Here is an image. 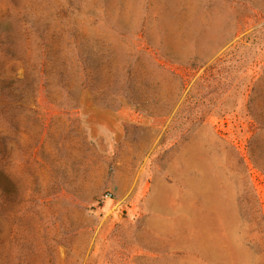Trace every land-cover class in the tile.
<instances>
[{
    "label": "rangeland",
    "instance_id": "obj_1",
    "mask_svg": "<svg viewBox=\"0 0 264 264\" xmlns=\"http://www.w3.org/2000/svg\"><path fill=\"white\" fill-rule=\"evenodd\" d=\"M263 67L264 0H0V264H264Z\"/></svg>",
    "mask_w": 264,
    "mask_h": 264
},
{
    "label": "trees",
    "instance_id": "obj_2",
    "mask_svg": "<svg viewBox=\"0 0 264 264\" xmlns=\"http://www.w3.org/2000/svg\"><path fill=\"white\" fill-rule=\"evenodd\" d=\"M261 82L255 90L257 94L260 95L261 99L254 102L251 105V101L248 105V110L250 113L251 121L256 123L258 137L255 140H250L249 142V154L253 164L259 170L264 172V67L262 71ZM256 142V143H255Z\"/></svg>",
    "mask_w": 264,
    "mask_h": 264
},
{
    "label": "built area",
    "instance_id": "obj_3",
    "mask_svg": "<svg viewBox=\"0 0 264 264\" xmlns=\"http://www.w3.org/2000/svg\"><path fill=\"white\" fill-rule=\"evenodd\" d=\"M108 197V196H107Z\"/></svg>",
    "mask_w": 264,
    "mask_h": 264
}]
</instances>
